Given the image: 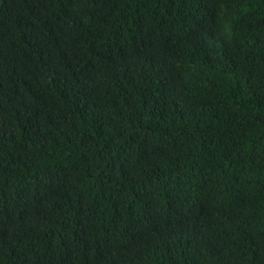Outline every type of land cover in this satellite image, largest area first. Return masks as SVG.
I'll return each mask as SVG.
<instances>
[{
  "label": "trees",
  "instance_id": "1",
  "mask_svg": "<svg viewBox=\"0 0 264 264\" xmlns=\"http://www.w3.org/2000/svg\"><path fill=\"white\" fill-rule=\"evenodd\" d=\"M9 9L0 264H264V0ZM45 23L59 59L17 70Z\"/></svg>",
  "mask_w": 264,
  "mask_h": 264
},
{
  "label": "clouds",
  "instance_id": "2",
  "mask_svg": "<svg viewBox=\"0 0 264 264\" xmlns=\"http://www.w3.org/2000/svg\"><path fill=\"white\" fill-rule=\"evenodd\" d=\"M11 3L12 0H0V14L9 13ZM51 26L52 24L49 26L46 23L42 24V28H36L37 33L30 37H26L28 29L21 31L16 36L8 55H10L9 59L17 70L25 73H37L43 70L50 58L59 59L55 46L42 42V37ZM0 78V91L8 92V96L12 97L14 88L9 71L2 69Z\"/></svg>",
  "mask_w": 264,
  "mask_h": 264
}]
</instances>
